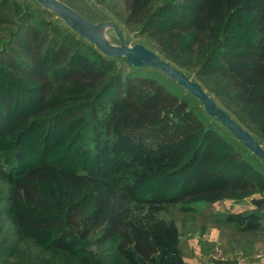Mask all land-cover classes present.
<instances>
[{"label": "trees", "instance_id": "16d2710c", "mask_svg": "<svg viewBox=\"0 0 264 264\" xmlns=\"http://www.w3.org/2000/svg\"><path fill=\"white\" fill-rule=\"evenodd\" d=\"M95 1L264 143V0ZM247 198L258 236L264 165L196 99L0 0V264H187L170 210Z\"/></svg>", "mask_w": 264, "mask_h": 264}, {"label": "water", "instance_id": "95a60500", "mask_svg": "<svg viewBox=\"0 0 264 264\" xmlns=\"http://www.w3.org/2000/svg\"><path fill=\"white\" fill-rule=\"evenodd\" d=\"M58 21L92 45L108 59H118L134 69H150L163 74L199 103L203 113L227 132L251 156L264 165V143L243 127L204 86L184 70L163 59L142 41L129 42L128 33L115 20L101 18L89 22L60 0H31ZM94 12V11H93Z\"/></svg>", "mask_w": 264, "mask_h": 264}, {"label": "rangeland", "instance_id": "374dc122", "mask_svg": "<svg viewBox=\"0 0 264 264\" xmlns=\"http://www.w3.org/2000/svg\"><path fill=\"white\" fill-rule=\"evenodd\" d=\"M60 1L74 9L89 22L101 21V18L104 17L115 20L112 14L114 10L105 9L98 5L95 0ZM119 7L123 8V5H118L117 10H121ZM120 26L122 25L120 24ZM136 35L134 32L128 33L131 44L141 41ZM252 208L249 198L240 203L223 201L211 206L197 204L191 214H183L172 208L167 217L175 221L181 233L180 249L186 263L213 264V259H235L237 264H254L256 255L264 253V232L258 236H252L237 232L231 227L224 226L221 222L222 215L225 213L248 211Z\"/></svg>", "mask_w": 264, "mask_h": 264}, {"label": "built area", "instance_id": "2783aa9c", "mask_svg": "<svg viewBox=\"0 0 264 264\" xmlns=\"http://www.w3.org/2000/svg\"><path fill=\"white\" fill-rule=\"evenodd\" d=\"M254 264H264V253H258L256 255Z\"/></svg>", "mask_w": 264, "mask_h": 264}]
</instances>
